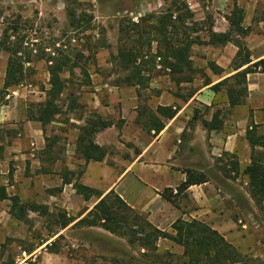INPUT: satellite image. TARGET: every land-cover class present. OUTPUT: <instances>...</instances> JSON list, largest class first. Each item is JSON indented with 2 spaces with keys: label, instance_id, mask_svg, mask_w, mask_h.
<instances>
[{
  "label": "rangeland",
  "instance_id": "1",
  "mask_svg": "<svg viewBox=\"0 0 264 264\" xmlns=\"http://www.w3.org/2000/svg\"><path fill=\"white\" fill-rule=\"evenodd\" d=\"M196 1L200 6L203 5L204 0ZM189 2L190 0H0V42L6 41L8 47L20 52L25 69V79L17 86V92L13 94L14 88L3 90L9 54L6 49H0V105L16 102L23 114L34 112L36 116L37 105L45 100L44 91L48 88L47 68L50 62L47 60L68 53L75 59V54H80L82 57L78 63L86 70L89 83L82 85L87 79L79 67L73 70L72 75L64 73L67 90L58 101L60 114L54 117L52 123L42 127L45 142L53 148L52 157L58 160L56 166L58 165L59 171L62 172L64 164L65 167L67 163L75 165V159L79 156L75 153L76 139L86 122L99 117L113 123V118L119 128L123 127L126 119H121V109L113 105V114L106 113L109 104L118 102L116 97L120 96V89L126 90L128 86L138 85L140 97L145 99L151 83L167 84L173 78L165 68L160 67L161 61L157 59L151 60L144 56L126 63L117 57L120 47L128 50L143 41L135 44L133 24L139 23L148 15L172 11L178 5L188 7ZM195 15L196 13H192L191 23L198 24L196 27L199 31L195 34L201 39L200 32L208 25L201 21L199 23V19L196 21ZM144 36L146 38L148 35ZM145 45L144 52L154 55L156 43L152 42L149 50ZM185 75L200 77L202 72H187ZM170 92L173 93V90ZM70 93L73 95L68 97ZM124 94L123 92L122 95ZM69 98L75 100L73 108H68L71 105ZM123 113L127 117L126 111ZM124 130L127 134L126 129ZM13 134L0 128V145L4 148L10 145L16 139ZM125 134L119 131L117 143L114 140L111 142L109 136L104 138L105 142L113 144L104 148L108 153L107 167H112L106 169L107 173H118L121 170L120 158L126 156ZM24 135L23 132L19 139L23 143L25 141L28 148L29 142L26 138L23 139ZM115 157L118 160L114 161ZM246 157L224 155L215 158L214 168L208 170L209 178L216 187L214 196L229 194L231 212L228 218L218 216L215 212L214 217L199 219L209 226L217 225L222 229L217 232L237 249L241 257L240 264H264V202L256 204L250 197L248 179L243 174L247 165ZM5 160L7 172L5 175L0 174V180L6 177L10 181V195H22L23 199L45 204L53 212L48 216L29 213L25 222L10 218L7 211L6 214L1 212L0 264L182 263L179 258L183 252L182 247L164 239L156 243L159 257L155 258L150 254L143 256V250L138 248V244L129 245L128 239L109 234L100 227L70 225L60 233L62 230L58 228V215L66 212L65 207L58 199L49 198L47 190H44L50 179L38 174L43 168L32 170L31 162L25 161V171L18 173L15 161L10 160L9 156ZM114 164L117 166L113 167ZM44 168L49 169L45 165ZM80 170L81 166L75 172ZM180 202L177 197L170 203L177 207ZM133 211L140 219L149 222L145 214Z\"/></svg>",
  "mask_w": 264,
  "mask_h": 264
},
{
  "label": "crops",
  "instance_id": "2",
  "mask_svg": "<svg viewBox=\"0 0 264 264\" xmlns=\"http://www.w3.org/2000/svg\"><path fill=\"white\" fill-rule=\"evenodd\" d=\"M189 4V10L193 11L191 13H196L195 20L199 19V23L201 21L208 25L200 32L201 43L192 45L190 50L193 71L189 73L202 72V75H191L188 80H179L181 75L169 73L173 78L167 84L151 83L145 99L140 97L138 85L128 86L126 90L120 89V96L116 97L118 102L109 104L106 113L113 114V105L121 109V119H126L123 127L119 128L111 118L112 125L99 131L94 137V143L104 149L113 145L105 142L106 136L111 138V142L114 140L117 143L119 131L125 134L126 129V145L124 147L121 144L125 148L126 156L120 158L122 166L118 173L106 172L107 168L112 167H107L108 153L105 149L103 160L86 163L76 151V143L75 153L79 156L75 159V165L67 163L65 167L64 164L60 172L58 165L56 166L58 160L52 157L53 148L44 140L41 123L27 119V114H23L16 102L0 105V128L14 133L16 137L4 148L0 158V174L5 175L7 172V156L15 161L18 173L25 171V161L31 162L32 170L43 168L38 174L49 177L50 180L46 182L45 189H42L47 190L49 198L58 199L65 207L66 212L59 213L60 216L74 219L65 228L58 226L62 230L60 233L85 217L111 191L129 208L145 214L149 223L161 231L171 232V225L178 219L202 221L199 218L209 219L216 215L215 212L218 216L229 217L231 197L227 193H222L221 197L214 196L216 187L209 178L208 170L214 168L215 158L224 155H235L238 158L246 155L247 165L250 164L252 151L245 134L248 129L256 126V135H264V73L247 75L246 98L243 104L232 108L229 107L225 87H220L217 92L212 87L264 58V0H204L202 6L196 0H190ZM234 7L243 11L241 26L247 34L240 37L232 33L230 41L224 45L209 43V29L218 35L229 33L230 24L227 18ZM236 40L242 41L250 54V63L238 69L232 67L238 52L234 43ZM156 59L160 61V58ZM165 70L169 72L168 69ZM17 90L14 87L13 94ZM172 90L173 93L170 92ZM157 106L172 107L175 115L172 119L163 120V129L155 134L153 131H146L143 127L144 117L140 118L139 113L143 110L155 112ZM123 111H126L127 117ZM216 112L220 113L219 129L210 128ZM20 130L25 134L23 139L26 138L29 142L28 148L25 146L26 142L19 139L23 135ZM258 149L264 151L262 148ZM116 160L117 157L114 158ZM44 165L49 169L44 168ZM80 166L81 173L75 172ZM115 166L117 165L114 164L113 167ZM187 170L204 174L206 181L175 194L177 187L186 180ZM64 177L70 183L64 184ZM9 182L6 177L0 180V186L5 188L8 196H17L22 201L45 206L47 214L44 216L53 212L45 204L23 199L22 195H10ZM74 182L90 187L102 195H94L89 200H84L81 195L76 194ZM164 192L172 200L180 198L181 202L177 207L163 197ZM9 206L10 201H0V214H6L7 211V215L14 219L9 213ZM29 213L42 216L36 212ZM210 227L218 232L222 231L217 225Z\"/></svg>",
  "mask_w": 264,
  "mask_h": 264
},
{
  "label": "trees",
  "instance_id": "3",
  "mask_svg": "<svg viewBox=\"0 0 264 264\" xmlns=\"http://www.w3.org/2000/svg\"><path fill=\"white\" fill-rule=\"evenodd\" d=\"M192 13L186 5L176 6L172 11H165L159 14L148 15L142 18L139 23L133 24V33L135 44L130 49H119L117 57L126 63L136 61L138 58L149 57L151 60L160 58L161 67L168 69L172 75L179 74V80H188L185 73L192 72V61L190 60V50L192 45L200 43L199 37L193 36L197 31L195 23H191ZM230 24L228 34H214L209 29V43H219L221 45L230 41V35L234 33L240 37H244L247 31L242 28L243 11L234 7L230 16L227 18ZM144 34L148 36L145 38ZM152 42L156 43L154 55L144 52V44L150 49ZM238 47L237 55L232 62L235 69L241 68L250 63L249 51L242 41H234ZM104 47V46H102ZM0 49H6L9 54L6 68L4 72V80L2 84L3 90L17 87L25 79L24 61L18 50H12L7 46V42H0ZM58 51V50H57ZM147 54L149 56H147ZM80 54H75L72 58L71 54H60L56 58H49L47 62L50 65L47 68L49 76L48 88L44 91L45 100L38 104L37 114L34 112L27 113V119L35 120L42 126L49 124L54 120L56 115L60 114L58 101L67 90V80L63 78L64 73L72 75L76 67L80 68V72L86 77L89 83L88 75L84 67L80 66L78 60L81 59ZM126 67V66H125ZM185 72V73H184ZM264 73V58L248 65L245 69L238 72L231 78L224 80L212 87L217 92L220 87H225L226 97L229 107L243 104L246 95V77L250 73ZM184 75H183V74ZM73 94H69L71 97ZM73 108L75 100L69 98ZM175 110L172 107L157 106L155 112L143 110L139 113V117H144V128L146 131L159 133L163 127V120L172 119ZM219 112L213 115L210 128L219 129ZM111 122L102 118H97L86 122V125L80 129L76 139V151L82 155L85 162L101 161L105 156V151L94 143L95 134L99 131L110 127ZM246 140L251 148L250 164L244 168L243 174L248 179L249 194L256 204L264 202V152H258V148L264 149V135H256V126L246 131ZM4 151L3 145H0V158ZM186 180L178 187L175 194L187 189L192 185H200L206 181L204 174L196 171L187 170ZM64 184L70 183L67 177H64ZM73 188L76 194L81 195L84 200H89L92 196H101L96 190L74 182ZM163 197L172 202V198L163 194ZM10 201V215L20 221L25 222L28 219L29 212H36L44 216L47 209L43 205H36L28 201H22L17 196H8L5 188L0 186V201ZM60 228L67 227L74 219L59 216ZM141 223H139V222ZM74 226L100 227L104 231L114 236L128 239L129 245L138 244V248L143 250V256L150 254L158 258L157 241L160 239L168 240L175 245L182 247L183 252L179 256L182 260L181 264H240L241 257L237 249L224 239L216 230L207 224L198 221L176 220L171 225V232L161 231L151 225L149 222L139 218V215L127 206V204L114 192H109L101 198L93 209ZM164 255H170L164 253ZM173 255V254H171ZM175 256V255H173Z\"/></svg>",
  "mask_w": 264,
  "mask_h": 264
},
{
  "label": "built area",
  "instance_id": "4",
  "mask_svg": "<svg viewBox=\"0 0 264 264\" xmlns=\"http://www.w3.org/2000/svg\"><path fill=\"white\" fill-rule=\"evenodd\" d=\"M190 6V4H188V7ZM158 61H159V59H158Z\"/></svg>",
  "mask_w": 264,
  "mask_h": 264
}]
</instances>
